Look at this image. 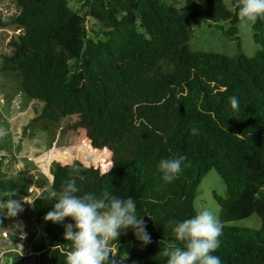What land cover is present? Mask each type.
<instances>
[{
    "label": "trees",
    "instance_id": "obj_1",
    "mask_svg": "<svg viewBox=\"0 0 264 264\" xmlns=\"http://www.w3.org/2000/svg\"><path fill=\"white\" fill-rule=\"evenodd\" d=\"M6 1L15 10L0 20V71L17 73L21 90L43 102L33 122L59 124L76 115L71 128L108 154L106 162L91 154L62 158L49 176L9 181L0 155V198L11 191L30 196L32 186L39 192L34 220L47 236L33 245L35 264H66L71 242L64 239V224L44 216L55 203L52 194L77 168L78 195L132 197L146 222L152 243L141 246L126 230L109 243L115 264H166L162 250L178 243L175 225L200 211L202 181L213 170L225 185V196L213 193L223 224L214 254L223 264H264V42L254 57L241 43L234 56L192 50L191 28L202 17L195 4ZM203 6L213 26L229 24V37L239 39L238 0H203ZM263 25H254L257 42ZM234 95L239 115L230 106ZM180 156L186 157L182 174L164 183L159 160ZM253 215L259 229L233 224ZM5 218L0 214V221ZM15 264L25 263L19 257Z\"/></svg>",
    "mask_w": 264,
    "mask_h": 264
},
{
    "label": "rangeland",
    "instance_id": "obj_2",
    "mask_svg": "<svg viewBox=\"0 0 264 264\" xmlns=\"http://www.w3.org/2000/svg\"><path fill=\"white\" fill-rule=\"evenodd\" d=\"M73 1V4L77 7L81 5L79 0ZM167 1L180 8H185L188 4H195L202 11V17L191 28L189 46L192 50L234 56L238 51L239 43L250 57L256 56L257 53L263 50L264 25L258 30L260 42H257L254 37L256 32L254 25L256 23L244 25L240 22L237 33L239 39L234 36L231 38L228 34L229 24L222 22L223 27H215L206 19L203 0H200V3H196L195 0ZM14 10L10 7L9 1L0 0V20H7ZM261 21L264 24V19ZM3 29L4 26L0 27V31ZM2 33L0 32V35ZM162 66L167 70L170 69L167 63ZM20 80L21 78L17 73L0 71V128L7 131V135L0 137L1 171L4 180L19 179L24 175L33 177L49 176L50 170L62 158H78L91 154L95 158L106 162L108 158L106 152L102 153L93 149L83 136L71 128L70 125L77 121L78 116L65 118L59 124H55L50 120L33 122V119L41 113L43 102L31 100L21 90ZM30 192H32L30 196L18 194L17 197L13 198L18 200L23 198L29 202V204L22 203L24 210L16 216L3 215L4 210L2 208L0 210L1 216L6 217L5 220L0 221L3 226H7L6 222L17 224L14 225L13 229V239L18 237L17 243H20L19 231L25 230L27 233H32L38 230L34 220L33 203H30L33 201V196L36 197L39 192L35 186L30 188ZM214 192L225 196L224 182L215 170L204 177L196 203L199 210L208 208L219 219V209L213 198ZM233 224L259 229L261 220L257 215H253ZM9 227L12 228V225H9ZM3 246L4 243L0 241V250Z\"/></svg>",
    "mask_w": 264,
    "mask_h": 264
},
{
    "label": "clouds",
    "instance_id": "obj_3",
    "mask_svg": "<svg viewBox=\"0 0 264 264\" xmlns=\"http://www.w3.org/2000/svg\"><path fill=\"white\" fill-rule=\"evenodd\" d=\"M195 2L200 3V0ZM238 17L244 25L264 19V0H238ZM229 101L232 110L239 115L240 98L234 95L229 97ZM5 135L7 131L0 128V137ZM185 160L184 156L159 160L157 169L164 183H172L180 177ZM79 171L75 169L74 177L62 186L59 193L52 194L55 203L44 216L45 221L64 224V239L71 242L66 264H115L110 260L109 243L118 241L128 229L133 231L141 246L151 244V235L143 216L137 213L134 198H120L107 193L97 197L91 192L78 195L80 188L76 176ZM4 196L7 199L0 198L3 215L14 217L24 210L23 202L29 204L23 198L13 199L16 196L14 191L6 192ZM66 218L72 222L64 223ZM174 232L178 243L162 250V255L167 258L166 264H223L221 257L214 254L221 245L223 224L212 210L204 208L191 218L178 222ZM15 260L9 257L7 264H15Z\"/></svg>",
    "mask_w": 264,
    "mask_h": 264
},
{
    "label": "crops",
    "instance_id": "obj_4",
    "mask_svg": "<svg viewBox=\"0 0 264 264\" xmlns=\"http://www.w3.org/2000/svg\"><path fill=\"white\" fill-rule=\"evenodd\" d=\"M34 197V196H33ZM36 223V222H35ZM7 226H2L0 223V231L1 230H8L10 239H4L0 237V241L4 243V246L0 250V264H7L9 257H14L18 259L19 257L23 258V262L25 264H35L37 260L38 253L34 250V243L35 241H42V227L40 224L36 223V228L38 229L35 232L27 233V231H19V241L17 243L16 240L18 237H14L13 239V229L14 225H17L15 222L8 224L5 223ZM12 225V228L9 227ZM6 227V228H5ZM20 227V226H19ZM25 245V246H24Z\"/></svg>",
    "mask_w": 264,
    "mask_h": 264
},
{
    "label": "built area",
    "instance_id": "obj_5",
    "mask_svg": "<svg viewBox=\"0 0 264 264\" xmlns=\"http://www.w3.org/2000/svg\"><path fill=\"white\" fill-rule=\"evenodd\" d=\"M34 198H35V197H33V201H34ZM42 236H47V232L45 231L44 228L42 229ZM0 237L9 240V239H10V238H9V237H10L9 232H8L7 230H3V231L0 233Z\"/></svg>",
    "mask_w": 264,
    "mask_h": 264
}]
</instances>
